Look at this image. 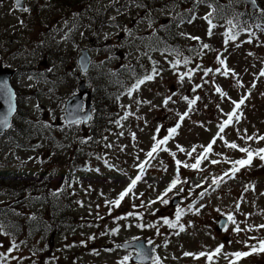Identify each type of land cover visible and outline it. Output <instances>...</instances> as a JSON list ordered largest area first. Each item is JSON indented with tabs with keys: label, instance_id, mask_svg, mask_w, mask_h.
<instances>
[{
	"label": "rangeland",
	"instance_id": "374dc122",
	"mask_svg": "<svg viewBox=\"0 0 264 264\" xmlns=\"http://www.w3.org/2000/svg\"><path fill=\"white\" fill-rule=\"evenodd\" d=\"M117 1L86 0L85 3L91 10L85 15L87 25L82 30L86 35L82 37L81 32L80 36V31L76 28V31L70 32L71 39L69 38L75 41L74 44H65L62 39L67 38L69 30L65 34H56L48 43L51 48L59 45L60 49H56V53L52 51L50 57L47 56L49 44L44 43V38L47 37V23L42 26L45 23L42 17L52 18L49 21L51 22L55 16L50 15L47 7H42L45 2L36 0L42 16L40 17L31 16L24 11L21 14L13 0L0 1V28L5 31V40L3 44L0 43V55L13 61L20 58L22 74L14 86L19 112L28 114L43 126V130L38 132V138L27 133L24 139L26 143L12 137L5 139L6 147L0 152V162L3 163L0 168V203L9 202L11 208H17L20 212L30 209L35 211L37 204L32 203V197L42 200L44 196L42 191L35 190L34 186L48 189V192L53 194L65 183L71 201L68 212L73 216L71 225L63 230L61 236L56 233L53 235L52 229L46 234V241L51 234L54 236L53 248L45 249L42 255L26 252L20 244L21 240L19 243L10 241L7 234L0 232V254L3 256L0 264H55L61 252H69L72 261L69 264H119L130 251L111 245L108 241L121 238L127 240L136 236L150 239L157 245L155 250L159 254L160 264H264V252H252L250 247L255 245L259 248V242L264 240V227H257L264 225V161L254 157L251 166L241 168L235 178L226 179L219 186L212 184L214 177L223 176L231 169L232 161L246 158V153L240 152L239 147L253 150L264 148V140L246 139L247 136H264V76L260 75L264 69V28L256 32V38L251 42L247 41L246 36L253 38L254 35L246 33L245 37L239 36L226 44L221 28L212 29V34H208V22L204 19L208 9L205 6L199 5L193 9L191 22L183 19L177 21L175 16L176 12L181 10V0H156V3H160L157 10L131 13L130 17H126L127 21L123 18L118 27H101L97 31V39L91 43L89 40L92 36L95 37L96 28L93 13L100 14L101 6L106 7ZM28 2L31 3L32 0H25L26 4ZM108 14L115 15L114 12H107ZM141 15L144 19L139 21ZM20 16L27 22L24 28L22 26L21 35L18 29ZM38 17L43 21L40 25L34 21H37ZM188 17L189 15L185 18ZM174 20L177 21V35L174 36L181 38L179 43L183 46L173 45L170 49L153 52L152 57L159 75L151 81H146L130 97L118 104L122 115L117 125H114L115 132L109 133L102 142L90 148L100 152V155L98 153L94 156L91 152L83 154L86 158L84 167L78 166L74 173L69 174L62 170L50 178L49 174L55 166L53 163L47 164L45 156L54 149L49 148L46 143L49 138V130L46 128L56 124L57 118L62 120L65 100L74 92L73 88L77 89L78 80L75 77L79 73L76 62L79 50L83 47L90 50L91 71L102 64L115 67L122 55L115 57L117 59L107 58V55H103V42H107L110 47H116L121 42L124 43V39L130 40V37L140 34L148 25L170 24ZM182 33L185 35H181ZM193 36L200 39L189 38ZM202 43L210 45V49L201 50ZM4 45L5 48H2ZM96 45L100 48L97 49ZM179 49H184V56L189 59V63H181L173 70L172 63L178 58L182 59L180 55H176L180 54L177 52ZM166 52L170 54L165 55ZM198 52L201 54L198 55ZM217 55L225 59L227 68L232 70L228 76L215 71L217 67H221L223 71V66L216 60ZM197 65L200 67L197 68ZM204 68H211L213 71L205 75ZM188 69H195L192 77L189 79L186 76L183 81L179 80V73ZM100 77L102 76L99 74L97 77L93 76V81L87 85L90 88L97 85L101 81ZM197 84L201 87L193 91ZM217 86L227 94L225 97L215 91ZM185 96L189 99L199 97L191 110L188 102L183 99ZM242 96L247 99L238 110L237 114L241 116L239 122L225 128L222 133L223 140L217 137L212 151L208 153L207 159L201 161L199 168L184 167L183 163L196 162V156L203 152L202 146H207L212 141L218 131V124L227 118L224 114L234 107L231 101H239ZM167 97L171 99L165 104ZM186 111L189 115L180 121L176 134L163 146L169 151H159L154 154V159L146 157L145 154L154 143L152 137L155 135L162 139L167 134V129L174 127L178 122V114ZM126 113L131 114L126 116ZM158 126L161 127L159 132L156 131ZM68 130L70 133L66 137L60 132L59 139L63 142L61 148L65 146L61 150L66 151V154L61 156L63 159L66 157V163L74 154L80 152L79 141L75 139L80 136L79 124L72 125ZM225 141L229 144L235 142L239 147H227ZM102 143L104 146L100 151ZM177 145L186 151L180 152ZM193 145L197 146L196 152L188 156L186 153L192 150ZM45 152L49 153L42 155ZM172 152L176 154V160L183 162L180 166L176 165L170 155ZM145 160L148 163L145 165L144 174L133 192L128 194L119 206L106 203L105 201L116 199L131 180L140 174L139 165ZM212 160L219 163L212 164ZM43 164L46 165L45 168L42 167ZM176 176L179 177L180 183L163 197L168 199L169 203H161L157 197L165 193V189ZM47 184L50 185L46 187ZM7 185L26 187L18 193V189L12 190L6 187ZM246 185L252 187L245 191ZM205 189L208 190L207 194L201 197L200 193ZM176 195L179 201L171 205L170 199ZM180 202L183 209L191 203L193 209L200 208V211L199 214L195 211L185 212L179 222L185 226V230L173 236L179 229L164 225L161 217L175 219L176 207ZM129 212L137 215L128 216ZM228 213L233 215L236 223L227 222V230H216L219 216L227 217ZM149 224L154 227H147ZM237 226L241 229L238 232L233 230ZM113 228L117 231L112 232ZM157 228L163 229L171 236L166 237L165 242L161 241V236L165 235L156 236L157 231L153 230ZM221 244V252L213 256L211 261L207 256L183 255L184 252H212ZM10 247L11 252L8 251ZM235 252L251 254L237 260L235 256L230 255ZM30 255L34 256V262Z\"/></svg>",
	"mask_w": 264,
	"mask_h": 264
},
{
	"label": "trees",
	"instance_id": "16d2710c",
	"mask_svg": "<svg viewBox=\"0 0 264 264\" xmlns=\"http://www.w3.org/2000/svg\"><path fill=\"white\" fill-rule=\"evenodd\" d=\"M211 1L213 6H216L214 13L216 14V17L219 18L224 15L226 20L232 19L234 23L238 24V28L234 31H239V33H249L250 31H248V29L253 28L252 25L254 23V12L239 13V11H242L240 7L229 9L226 7V5L219 4L216 0ZM50 2H54L55 5L58 4L57 0H50ZM78 3L79 0H70L67 4L71 6ZM237 14L239 15L237 16ZM175 22L176 20L170 24H160L159 29H157L158 33L156 35L153 34L150 37L145 38L149 43V47L147 48L148 52H160L164 49H170L173 45L183 46L179 43L180 38L174 36L176 35ZM244 23L246 27H243ZM137 40L128 42L123 47V44L117 45V47H110V45H107L105 48L106 53H130L134 50L135 46L145 44L142 42L135 44ZM182 50L183 49H179L177 52L182 53ZM119 62L120 63H118L115 67L110 66L99 71L100 75L102 76L100 77L101 81L92 87L94 103L93 114L89 122L85 124L86 128L81 129L80 136L76 137V139L79 141L78 147L81 148L82 151L85 150V154L89 153L87 146L92 145L91 147H93L98 142H101L107 138L109 133L114 132V125H117L118 113L120 112L118 109V104H121L123 99H125L126 95L128 94V90L136 82V79L142 78L145 74H150L154 67V62L151 57L148 60L143 59L141 61L133 62L126 60L124 62ZM96 74H98V72ZM85 78L88 82H92V78L88 74L85 76ZM63 125H51L49 128V138L48 142L46 143H48L49 148L54 150L47 156L46 162L49 165L53 163L55 166V169L49 174L50 178L58 175V172L62 170H65V173L69 174L73 170V167L83 166L85 161V157H83L82 154L78 155V153L74 154V156L68 160L67 163L64 160L66 157L63 159V156H61L65 155L66 151L61 150L65 146L61 148V144L63 142H60L59 140L60 132H63V136L65 137L68 135L67 125ZM24 130L21 131L23 135L25 134ZM39 148L41 149V146ZM93 151H91V153L95 154V150ZM55 159L56 161L58 160V162L54 161ZM48 185L50 184H47L46 187H48ZM25 187L26 186H24V188ZM24 188H21L22 191ZM34 188L35 190L38 189L37 186H34ZM40 190L42 191L44 198L41 200L34 197L35 199L33 202L39 204L35 211H31L29 208V211L20 212V210L17 208H9L8 205L5 209L0 206V231L3 234H7L10 241L18 242L21 240L20 244L23 246V249L26 250V252H30L34 255H42L43 251L48 247L45 236L50 231V229H52L51 231L53 233L61 236L63 230L67 229L71 225L73 219L72 214L68 212L71 201L68 198V193L70 192L66 190L65 183L60 189H56L53 194L49 193L48 189L40 187ZM34 234L37 236L35 241H33L34 237L32 238ZM170 236L171 235L167 234V237ZM121 240L122 238L117 241L110 240L108 243L115 244V242H119ZM30 258L33 262L35 261L33 255H30Z\"/></svg>",
	"mask_w": 264,
	"mask_h": 264
},
{
	"label": "snow or ice",
	"instance_id": "6c2138e0",
	"mask_svg": "<svg viewBox=\"0 0 264 264\" xmlns=\"http://www.w3.org/2000/svg\"><path fill=\"white\" fill-rule=\"evenodd\" d=\"M248 3H250L251 5L255 6L256 5V0H247ZM15 6L17 8H20V10L22 11H29L28 8L22 7L21 4V0H15ZM211 7V5H210ZM215 12V9L212 12H209L204 19H206L208 21L209 24V29H208V34L211 35L212 34V29L216 27L215 24L212 23V17L213 14ZM261 14L264 15V10H261ZM239 14H237L238 16ZM191 22V21H189ZM228 28L225 31V33L223 34L225 37V43L227 44L228 41H234L236 40L237 36L239 35V31H234L235 29L238 28V24L234 23V21L232 19H229L226 21ZM259 27V25H258ZM244 30V29H241ZM181 35H185V34H181ZM190 39L193 40H199V37H189ZM248 42H251V40H249ZM201 50L203 49H210V45L206 44V43H202L200 46ZM198 55L201 54L200 52L197 53ZM177 56H179V53H176ZM216 60L218 61V63L223 66V71L221 69V67H217L215 69L216 72L221 73L224 76H228L230 72H232V70L228 69L226 66V62L225 59H222L220 57V55L216 56ZM183 63L184 65H187L189 63V59L187 57H184L182 59H176L173 63H172V68L173 70L176 69V66ZM84 67H86V65H84ZM200 66L197 65V68H199ZM195 71V69H188L186 72H181L179 73V80L183 81L184 78L187 76L189 79L192 77L193 72ZM204 74L208 75L209 73H211L213 71V69L211 68H204L203 69ZM233 75H235V73H232ZM156 75H159V72L157 70L156 67H153L152 71L150 74H145L142 78H138L136 79V82L132 85V87L128 90V95L131 96L132 92L134 90H138L140 88L141 85H143L146 81H151L154 79V77ZM261 76H264V69L261 70L260 72ZM207 82V81H206ZM237 83L239 84V81H237ZM255 85H253L254 87ZM201 85L197 84L194 86L193 91H195L196 88H200ZM215 91L217 93H219L222 97H225L227 94L222 92V90L217 86ZM173 95H175V93H173ZM0 99H3L5 101V103L7 104V113L11 114L14 111V104L12 103L13 99H14V92L11 89V87L9 86L8 82L6 80H0ZM171 97H167L164 101L165 104H167L168 100H170ZM184 100H186L188 102V106H189V110H191L192 105H194L196 103V101L199 99V97H196L195 99H189L187 96L183 97ZM231 99V98H229ZM247 97L246 96H242L240 98L239 101H235L232 100L231 103L234 105V107L232 108L231 111L225 113L224 115H226V119H223L219 124H218V131L216 133V135L213 137L212 141L209 142V144L207 146H202L203 147V152L199 153L196 156V162L193 164H187V163H183L180 160H176L175 159V153L172 152L170 153V155L173 157V159L175 160V163L177 166H180L183 163V166L186 168H192V169H197L200 166V163L202 160L207 159L208 153H210L213 149V145L216 142L217 137H219L221 140L224 139L222 133L225 131V128L233 125V123H238L239 120L241 119V116L238 115V110L240 109V107L245 103ZM139 103V102H138ZM144 103H150L148 101H144ZM219 108V105L217 106ZM221 112H223V110H220ZM131 113H126L127 115H130ZM179 115V120L176 123V125L174 127L168 128L167 129V134L163 136L162 139H158L155 135L152 137L154 143L151 146V149L145 154L146 157L148 158H155L154 154L158 153L159 151H169L167 148L163 147L164 145H166L168 143V141L176 134L177 129L180 127V121H183L185 117H187L189 115V113L186 111L183 114H178ZM126 118V117H125ZM81 121L78 119H73V120H69L68 124H79ZM9 127L8 124V120H7V115H0V129L2 128H7ZM161 130V127L158 126L156 131L159 132ZM247 140H252V139H259V140H264V136H260V137H255V136H247L246 137ZM225 144L227 147H230L232 149H237L239 146L235 143H228L227 141H225ZM196 147L195 145H193L192 150L187 152L186 154L188 156H192L194 152H196ZM177 149L180 152H185L186 150L180 146L177 145ZM239 151L242 153H246V158H241L235 161H232V167L231 169H229L228 171H226L223 176H218V177H214L212 184L219 186L220 183L224 182L226 179H232L235 178V175L237 172L240 171L241 168L243 167H249L252 164L253 158L254 157H259V159L261 161H264V148H258V149H251L248 147H239ZM227 159V158H226ZM148 163L147 160L143 161L140 163L139 168H140V174H138L134 179L131 180V182L127 185L126 188H124L117 196L116 199L111 200V201H105L108 204L111 205H116L119 206L121 204V201L130 193L133 192L134 187L136 186L137 182L140 181L142 179V176L144 174L145 171V165ZM212 164H216L219 163V161L216 160H212L211 161ZM135 166V165H134ZM180 183L179 177H173V179L171 180L170 184L168 185V187L165 189V193L161 194V196L157 197V200H159L161 203L163 204H168L169 200L166 198H163L164 195L171 191L173 188H175V186ZM197 187H199V185H197ZM249 187H252L251 185H246L245 186V191L248 190ZM181 191H183V189H181ZM207 189H205L204 192L200 193V196L203 197L204 195L207 194ZM149 203H154V201H149ZM195 203V202H193ZM135 207V205H134ZM200 207L202 208L203 205H200ZM237 209L239 208V203H237L236 205ZM187 211H195L196 214H199L200 208H195L193 209V205L190 204L188 205ZM217 211H219V209H217ZM185 214V209L181 208L179 205H177L176 207V211H175V219H169L168 217H161L163 224L167 225L169 228L171 229H179V231H177L175 234L179 235L180 232H183L185 230V226L180 222L181 217ZM128 216H133V215H137L136 213L133 212H129L127 213ZM227 222H232V223H236L233 215L231 213L227 214ZM227 222L225 223V225L223 226L225 230H227ZM191 223V222H189ZM138 227H144V225H137ZM147 227H154V225H147ZM257 227H264V225H259ZM234 231H240L241 229L237 226L235 229H233ZM117 229L113 228L112 232H116ZM157 231H159V229L157 228ZM92 237H90L91 239ZM147 243L149 245L153 244L152 240H148ZM260 247L257 248L255 245L250 246L251 247V251L252 252H264V240H261L260 242ZM13 247H15V245H13ZM117 247H120V245H118ZM223 248V245H219L217 246V248L212 251V252H200L198 254L196 253H191V252H184L183 255L184 256H194V257H200V256H207V259L209 261H211L213 259V256L219 254L221 252ZM9 252L12 251V248L10 247L8 249ZM134 251H135V259L137 261H146V260H150L151 264H160V258L154 254H150V253H154L155 249L152 248L150 250H146L144 248L143 245H135L134 246ZM251 253L249 252H235L232 253L230 255H233L236 257V259H240L241 257H245L250 255ZM131 253H129V255H125L122 260L119 262V264H127V262L129 261V259L131 258ZM229 254H226V256ZM3 256L2 254H0V259H2ZM230 264H233V262H230Z\"/></svg>",
	"mask_w": 264,
	"mask_h": 264
},
{
	"label": "water",
	"instance_id": "95a60500",
	"mask_svg": "<svg viewBox=\"0 0 264 264\" xmlns=\"http://www.w3.org/2000/svg\"><path fill=\"white\" fill-rule=\"evenodd\" d=\"M245 1L247 2V0H245ZM21 4L23 6V0H21ZM248 5L252 9L257 8V4L255 6H253L250 3H248ZM89 59H90V56H89L88 51L86 49H83L81 51L80 56L78 57V62H79L80 68L83 72H85L88 69ZM84 65H86V67H84ZM0 70H1L0 71V80H6L14 92V89L12 88L10 81H9L10 74L12 73V70H10V69H0ZM84 95H86L85 100H83ZM90 98H91V90L88 87H86L84 81L81 80L79 83V86H78V92L76 94H74L66 102V106H65L66 113L64 115V118H65L67 123L69 120H73V119H78L82 122H86L88 120L89 114H90V109H91ZM12 103L14 104V111L11 114H8L7 113V104L5 103V101L3 99H0V115H7V120H8L9 125H10V119H11L12 115L14 114V112L16 111V107H17V103H16V99H15V93H14V99H13ZM83 106L85 107L84 111L81 110ZM7 128L0 129V134H2L4 132V130ZM177 201H178V198L175 197L172 199L171 204L174 205L177 203ZM219 221H220L219 224L216 226L217 230H221L223 228V226L226 223V218L220 217ZM137 244L143 245L146 250H150L154 247L153 244H151V245L147 244L145 239H135V240H129V241H125V242L120 243V245L126 249H134V246ZM150 254H154V253H150ZM130 260L134 261L136 263H139V264H151L150 260L137 261L135 259V255H133L130 258Z\"/></svg>",
	"mask_w": 264,
	"mask_h": 264
},
{
	"label": "flooded vegetation",
	"instance_id": "af4514ba",
	"mask_svg": "<svg viewBox=\"0 0 264 264\" xmlns=\"http://www.w3.org/2000/svg\"><path fill=\"white\" fill-rule=\"evenodd\" d=\"M224 3H229L228 0H222ZM258 6H259V9L256 11V16H260L261 14V10H263V0H256ZM84 9H85V6L84 4H80L79 6V17H80V28H84L83 26H85V23H86V20H85V16L86 14H84ZM242 11L245 13L246 12V6H244L242 8ZM23 25V21H20L19 24H18V27H22ZM66 23H62L58 29L60 28H65L66 27ZM0 32H5L3 31L2 29H0ZM3 39V35L2 33H0V41ZM0 66L2 67H9L13 70V73L11 74L10 76V82L13 86H16L17 84V79L18 77L22 74L21 73V65L19 63H17V61H13V60H7L5 57L1 56L0 55ZM15 89V87H14Z\"/></svg>",
	"mask_w": 264,
	"mask_h": 264
}]
</instances>
